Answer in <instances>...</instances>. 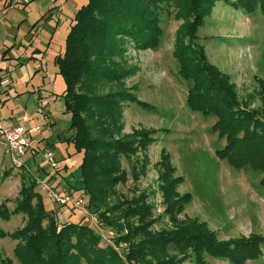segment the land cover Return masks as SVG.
I'll return each mask as SVG.
<instances>
[{
    "label": "trees",
    "instance_id": "obj_1",
    "mask_svg": "<svg viewBox=\"0 0 264 264\" xmlns=\"http://www.w3.org/2000/svg\"><path fill=\"white\" fill-rule=\"evenodd\" d=\"M215 1L86 0L77 6L64 36L63 51L53 56L57 72L65 82L58 94L69 113L65 139L82 151L75 181L76 188L87 194L86 209L105 224H117L118 230L119 219L125 220L126 232L117 231L112 244H101L100 234L88 223L78 219L56 221L50 210L41 205L40 194L34 189V176L30 174L31 180L25 183L20 171L19 196L14 206L8 209L6 200L0 201L2 218L10 213H26L20 227L12 230L0 227V236L16 240L12 250L19 264H79L81 259L86 264H175L185 256H191L197 264H205L203 251L227 257L232 264H242L260 254L259 243L264 240L261 234L217 238L196 217L177 219L190 193L176 190L181 176L173 173L174 167L163 147L155 163L170 228H149L156 217L143 189L131 196L116 189L117 183L126 180L120 155L135 156L130 173L136 179L148 162L145 148L155 139L151 135L155 129L151 128L121 131L126 101L148 109L151 105L139 100L124 85V78L134 74L136 67L124 66L123 61L122 66L116 57L121 58L128 47L144 49L158 44L161 33L158 11L163 3L174 5V18L182 20L174 30L171 54L178 62L177 73L188 80L185 104L202 114H215L212 128L218 137L224 138L222 146L214 149L215 154L231 166L248 165L262 170L259 183L264 184V118L256 108L238 101L234 83L206 60L203 46L195 42L196 28ZM221 1L246 12L256 7L264 12V0ZM9 47L2 50L1 57ZM112 81L118 83L116 89L100 91L104 82ZM256 83L257 93L264 101V78L256 77ZM138 150L142 151L140 157L136 154ZM8 170L10 167L1 171V178ZM130 218L142 222L133 229L128 224ZM120 242L125 245L119 250ZM172 251L181 255L174 257ZM0 263L13 264L9 257L1 256Z\"/></svg>",
    "mask_w": 264,
    "mask_h": 264
},
{
    "label": "rangeland",
    "instance_id": "obj_2",
    "mask_svg": "<svg viewBox=\"0 0 264 264\" xmlns=\"http://www.w3.org/2000/svg\"><path fill=\"white\" fill-rule=\"evenodd\" d=\"M59 1L0 0V52L14 43L9 51H5L4 58L0 59V66L9 71L11 83L10 87L5 89L0 86V119L4 124L11 123L15 122L20 114L26 113L40 127L31 134L29 142L30 147L37 148L35 154H30L27 148L18 158L23 161L22 166L21 163L16 165L11 162L6 146L0 142V173L10 167L4 178L0 176V201L5 199L8 209L14 206L19 196L21 171L25 183L34 176V189L40 194L41 205L50 210L56 221L78 219L88 223L100 234L101 244H112V236L117 235V231L126 232L125 220L119 219L121 227L118 230L117 224H105L95 213L86 209L87 194L76 188L75 181L79 175L78 163L82 151L77 150L71 140L65 139L68 134L69 113L64 110L62 98L58 95L65 87V82L58 72L56 73L59 74L61 84L54 79L57 66L53 58L51 61L43 53L44 50H41L46 43V29L40 26V14L49 8L52 17L48 21L53 24L57 20L56 27L64 39L73 11L86 0H61L65 3L58 10L53 4ZM74 2H77L76 5H73ZM173 12L174 5L170 3H163L159 8L161 33L155 47H128L121 58L116 57L121 65L123 61L124 66L136 67L134 74L124 78V85L129 87L139 100L151 105L148 109L135 102L126 101L122 107L121 131L139 127L155 129L151 134L155 139L145 148L148 162L144 172L139 173L136 179H133L130 173V163L135 156L120 155V164L126 171V180L117 183L116 189L127 196L143 189L146 201L151 204L152 214L156 217L149 228H170L172 225L163 209L164 203L158 187V167L155 163L160 148L163 147L174 167L173 173L181 176L176 190L179 193H190L189 200L177 213V219L184 216L196 217L204 221L217 238L257 233L249 231L236 234L225 229L232 222H243L255 227L264 219V201L261 199L264 198V184L259 183L262 170L253 169L248 165L231 166L224 158L215 154L214 149L224 143V138L218 137L216 130L212 128L215 114H202L189 109L185 104L188 80L177 73L178 62L171 54L174 30L182 20L175 19ZM37 22L40 31L38 35L34 33L31 39L34 47L31 52L34 55H29L31 46H28L30 43L23 38V33L30 24ZM233 24L230 13L225 11L218 16L209 12L204 16L202 24L196 28L195 42L203 46L206 60L221 72L233 76L235 69H240L245 85L238 88L234 85L236 98L241 104L256 108L264 118V101L257 93L256 83V77L264 78V12L257 8L253 13L246 15L245 25ZM33 31L31 29L30 32ZM18 41L21 42L19 48L16 46ZM19 55L26 59H16ZM17 60L22 62L18 63ZM117 87L118 83L115 81L104 82L100 91L114 90ZM46 147L52 151L51 158L47 160L43 159ZM141 153L142 151L138 150L137 157H140ZM51 161H55V166H51ZM48 188L72 197L82 196L85 204L76 207L60 204L53 200ZM117 211L116 209L112 213ZM25 219L24 212L10 213L7 218L0 217V227L12 230L20 227ZM129 220L128 224L133 229L142 222L135 218ZM213 225L218 229L213 228ZM15 242V239L7 235L0 236V256L9 257L13 264H19L12 250ZM119 245L117 248L120 250L125 243L120 242ZM171 253L174 257L181 255L175 251ZM202 257L205 264H232L227 257H224L227 262L217 263L215 256L205 251ZM79 264L86 263L81 259ZM175 264L197 263L191 256H185Z\"/></svg>",
    "mask_w": 264,
    "mask_h": 264
},
{
    "label": "crops",
    "instance_id": "obj_3",
    "mask_svg": "<svg viewBox=\"0 0 264 264\" xmlns=\"http://www.w3.org/2000/svg\"><path fill=\"white\" fill-rule=\"evenodd\" d=\"M64 3L60 0L57 4H53V5L56 6V8L59 10L61 8V5H63ZM76 3L77 2H74L73 5H76ZM70 6H71V2H70ZM71 7L73 9V6H71ZM256 9H257V7L254 10H256ZM254 10L251 11V12H246L244 10L240 11V9H235L232 6H229L228 4H225L221 0H216L214 2V4L212 5V8L210 10V14L212 12L213 15H217L218 14V16H221L226 11V12H228V13H230L232 15V17H233V23H234L233 25L234 26H238V24L245 25L246 15L248 16L249 14L253 13ZM62 12L63 11L61 10V14H62ZM51 17H52V14H51V12L49 11V8H48V9L44 10L40 14L39 20H40V26L42 25V27H44L46 29V35H45V37H46V40H45L46 43H45V47L43 49H41V50H44L43 53L46 54L47 58H49L52 61V58H53V56L56 53H61L63 51L64 39L61 36L60 30L56 27L57 26V20L53 24L50 21H48V20L51 19ZM56 19H58L57 16H56ZM71 19H72V17H71ZM38 25H39L38 22L37 23H34V24H30V26L23 33V38L24 39H27V41L30 43V45L28 44V46H31V50H30V54L29 55H34V53L32 54V52H31L32 51V48H34L32 46L33 45V41L31 39H32V37H34V33H37V35H38V33L40 31V28L38 27ZM31 29H33L34 31L33 32H30ZM47 31H48V33H47ZM20 44H21V42L18 41L17 44H16V46H18V48H19ZM13 45H14V43L13 44H10V47L6 51H9V49ZM2 50H1V52H2ZM5 57H6V55H5ZM27 57H28V55H27ZM1 58H4V55H3V57L0 56V59ZM19 58H20V60H25L26 59V57L21 56V55H19V56L16 57V59H19ZM20 60H17L18 63H21L22 62ZM0 69H2L4 71L7 70V69H4L1 66H0ZM8 72H7V74H8ZM54 72L56 73L57 70H55ZM57 74L58 73H56L54 75V79L56 81H58V84H61V80L59 79V74L58 75ZM236 74H237V76H236ZM228 76H229V79L234 82L235 88H238L239 86H244L245 85L244 84V81H242L243 77H242V74L240 73V69H238V68L235 69V74L233 76H232V74H229ZM10 85H11V83L9 82V84L6 87H3V88L4 89L5 88H8V87H10ZM52 92H53V90L51 91V93ZM20 116H21V114H20ZM20 116H18V118H16V120H14L15 122L5 123V124H14V123L19 122L20 121ZM31 147H33L34 150L37 149V148H35V146H31ZM46 149H50V148H47L46 147ZM257 193H259V192H257ZM258 197L261 198V196H258ZM261 199L264 201V198H261ZM212 227L215 228V229H218V227H216L215 225H213ZM225 229L227 231L230 230V232H234L236 234H244V233H247L249 231H254V232H257V233H260V234H263L264 235V219L263 220H260L255 227L248 226V224H246V223L244 224L243 222H241V223H239V222H232ZM260 250H261V252H260V254L256 258H247V259H245L243 261V264H264V240L262 242H260ZM214 259H216V262L217 263L227 262L226 258H224L222 256H215ZM226 264H228V263H226Z\"/></svg>",
    "mask_w": 264,
    "mask_h": 264
},
{
    "label": "built area",
    "instance_id": "obj_4",
    "mask_svg": "<svg viewBox=\"0 0 264 264\" xmlns=\"http://www.w3.org/2000/svg\"><path fill=\"white\" fill-rule=\"evenodd\" d=\"M10 82V78L6 71L0 69V86L6 87ZM38 124H35L30 117L23 113L20 116V121L14 124H4L0 120V142L6 146L11 162L19 165L22 160H18L19 156L23 155L24 151L29 148L30 154H35L33 147L29 146L31 134L39 130ZM52 151L45 149L43 153V159H50ZM51 166H55V161H51ZM50 195L56 202L67 206L76 207L81 204H85L82 196L72 197L69 194H62L56 190H51Z\"/></svg>",
    "mask_w": 264,
    "mask_h": 264
}]
</instances>
